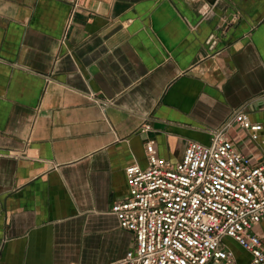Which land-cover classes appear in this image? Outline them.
Segmentation results:
<instances>
[{
    "label": "crops",
    "instance_id": "1",
    "mask_svg": "<svg viewBox=\"0 0 264 264\" xmlns=\"http://www.w3.org/2000/svg\"><path fill=\"white\" fill-rule=\"evenodd\" d=\"M240 109L264 125V0H0V264H124L125 168Z\"/></svg>",
    "mask_w": 264,
    "mask_h": 264
},
{
    "label": "built area",
    "instance_id": "2",
    "mask_svg": "<svg viewBox=\"0 0 264 264\" xmlns=\"http://www.w3.org/2000/svg\"><path fill=\"white\" fill-rule=\"evenodd\" d=\"M205 13V11H202ZM211 46L216 37L208 40ZM237 124L253 149L229 137ZM149 125L144 127L148 130ZM148 166L125 168L129 196L111 211L135 236L124 264H239L232 246L264 264V125L237 110L211 132L208 144L188 141L176 163L146 143ZM260 230V232L258 231Z\"/></svg>",
    "mask_w": 264,
    "mask_h": 264
},
{
    "label": "rangeland",
    "instance_id": "3",
    "mask_svg": "<svg viewBox=\"0 0 264 264\" xmlns=\"http://www.w3.org/2000/svg\"><path fill=\"white\" fill-rule=\"evenodd\" d=\"M263 230H264V224H263ZM258 231L260 232V230L258 229ZM238 255V261H239V264H248V260H249V257L247 254L243 253L241 251V249L235 247V245L233 244L232 245Z\"/></svg>",
    "mask_w": 264,
    "mask_h": 264
}]
</instances>
